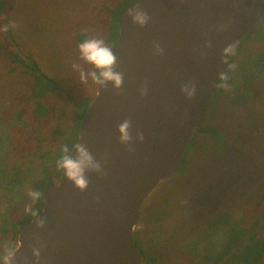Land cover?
<instances>
[{"label":"rangeland","instance_id":"obj_1","mask_svg":"<svg viewBox=\"0 0 264 264\" xmlns=\"http://www.w3.org/2000/svg\"><path fill=\"white\" fill-rule=\"evenodd\" d=\"M119 1L6 0L5 8L0 5V44L13 53L32 55L62 88L45 98L50 116L37 120L26 100L29 79L22 69L13 70L0 51V254L18 245L16 224L31 206L27 193L36 190L32 182L54 171L53 160L44 163L40 157L56 152L63 142L53 129L69 130L77 101L90 103L97 92L91 80L82 85L73 68L76 63L94 70L80 59L79 34L85 33V40L102 39L112 49L107 42V7ZM257 25L255 33L240 42L225 85L208 101L186 149L184 170L160 182L142 205L135 228L138 245L147 256H157L158 264H198L195 248L203 255L215 248L214 243L219 246L228 237V227L241 225L242 216L257 210L264 184V18ZM207 127L220 136L205 133ZM20 154H32L24 166L19 164ZM17 169L23 170L16 174ZM162 192L182 207L167 220L147 222L146 209ZM231 210L234 222L208 228Z\"/></svg>","mask_w":264,"mask_h":264},{"label":"water","instance_id":"obj_2","mask_svg":"<svg viewBox=\"0 0 264 264\" xmlns=\"http://www.w3.org/2000/svg\"><path fill=\"white\" fill-rule=\"evenodd\" d=\"M136 3L121 12L118 23L123 88L97 85L73 145L85 144L104 172H88L85 191L62 170L57 182L45 186L39 218L47 222L37 228L33 217L20 228L13 264H142L135 240L142 205L183 168L206 105L223 82L219 74L226 76L240 42L264 18V0H138L151 18L140 27L128 14ZM154 42L163 55H154ZM230 43L234 54L222 62ZM190 81L197 86L192 100L181 91ZM145 85L148 93L141 96ZM125 119L132 121V151L119 140L118 125ZM33 247L40 249L39 261Z\"/></svg>","mask_w":264,"mask_h":264},{"label":"trees","instance_id":"obj_3","mask_svg":"<svg viewBox=\"0 0 264 264\" xmlns=\"http://www.w3.org/2000/svg\"><path fill=\"white\" fill-rule=\"evenodd\" d=\"M134 0H121L114 7L108 8L107 11L110 14V21L108 24L107 30V42L111 45L112 50L116 53V41L119 35V18L121 12L127 8ZM2 7H6V0H2L0 3ZM258 26V25H257ZM257 26L247 35L251 37L252 33H255ZM85 33L79 34V39L82 41L85 40ZM0 51L6 56L9 63L13 64L12 69L20 68L23 71V75L29 79L30 91L26 95V100L33 109V116L37 120H45L50 116V107L45 103V98L55 92H61L62 88L59 85V82L49 76L46 72L43 71L39 62L33 58L32 55L26 54L21 55L18 53H13L7 49L4 45L0 44ZM238 51V48L236 52ZM231 63V62H230ZM233 68H228V72L223 79V82L220 86L222 88L228 77L231 75ZM212 97L215 98L219 92ZM71 98L70 96H68ZM211 98V99H212ZM74 99V98H72ZM74 101L76 103L77 111L73 117L72 124L69 130H63L61 126L53 129L54 135L63 140L62 144L56 150V152L51 153L49 151L43 153L40 157L44 163L46 160H53L54 162V171L52 174H48L34 182L32 185L41 193V198L31 203V206L21 215L20 219L17 221L16 226H19L17 233L20 228L30 221L34 216L32 212H40L42 208V195L45 186L50 183L57 182L61 174V170L57 168L56 161L64 154L63 147L67 146L70 149L76 143L80 130H81V119L86 111L89 101ZM25 109H21L18 113L19 117H22ZM203 120V119H202ZM199 125V124H198ZM197 125V126H198ZM199 130L198 127L196 131ZM205 133L213 134L214 137H219V132L213 127H207L204 129ZM189 146V145H188ZM16 146L13 145L12 152H16ZM32 156L29 154L28 156ZM26 154H20L19 164L24 166L28 157ZM31 161V160H30ZM47 161V162H48ZM183 168L179 171H183ZM23 169H17L16 174L20 173ZM172 197H168L166 193H161L158 197L154 199V202L145 212V220H154L155 222H161L167 220L172 215H174L178 210L181 209V204H173ZM257 204V203H256ZM168 213L167 209H170ZM31 209V211H29ZM143 211V210H142ZM152 211L154 213H152ZM231 213H222L217 218L209 223L208 228L214 227L216 224L221 222H234V210H231ZM142 215V212H141ZM147 216L149 219H147ZM243 223L241 225H231L228 227V237L224 236V242L219 246L214 243L212 250H208L205 254L200 255L198 250L195 248V252L198 254L197 258H194V262L198 264H264V184L261 187V191L258 195V204L257 210L253 214L242 216ZM135 240L138 244V234L135 232ZM139 246V245H138ZM141 248V247H140ZM143 251V263L146 262L149 264H158L157 256H147L144 249ZM209 251H213L209 253Z\"/></svg>","mask_w":264,"mask_h":264},{"label":"clouds","instance_id":"obj_4","mask_svg":"<svg viewBox=\"0 0 264 264\" xmlns=\"http://www.w3.org/2000/svg\"><path fill=\"white\" fill-rule=\"evenodd\" d=\"M135 8H130L128 14L132 19L134 24L140 27L146 26L150 21V16L147 11L143 10L138 3ZM231 21H229L230 23ZM228 25H222L221 30H226ZM7 31V27L2 29ZM206 46L211 47V41H206ZM80 59L83 60L88 65H91L94 70L86 71L82 65L73 64V68L79 73V82L84 85L91 80L96 85L100 87L107 88L109 84L116 90H121L124 84V73L122 71H117L120 58L117 54L108 47L104 40L102 39H87L78 45ZM154 55H163L164 49L160 44L155 43L153 45ZM234 54V45L228 44L222 53V62H227L228 57ZM220 79H225L224 73H220ZM141 96H146L148 93L147 85L143 86L140 90ZM181 91L184 93L188 100H192L197 93V86L194 81H190L181 86ZM132 126V121L130 119H125L122 123L118 125V131L120 133V143L129 145L128 150L132 151L130 142L133 137L130 132ZM138 138L143 141L144 134L142 132L138 133ZM73 149L76 151V155L72 156ZM63 155L56 161V166L58 169L63 171V174L67 177L73 185L80 191L87 190L89 186V179L87 176L88 172L103 173L104 170L99 161H97L92 153L89 151L85 144H76L73 148L67 146L63 147ZM27 195L31 198L33 202L38 201L41 198V193L38 190H29ZM31 211V209H29ZM35 217L37 228H43L47 222L46 218H39L38 212H32ZM19 245L12 249H5L3 254H0V264H13L15 260V254L19 249ZM33 255L36 260L39 261L41 257V252L39 248H32Z\"/></svg>","mask_w":264,"mask_h":264}]
</instances>
